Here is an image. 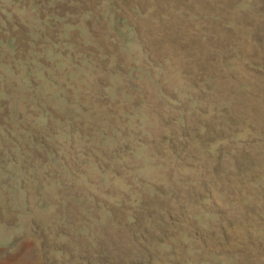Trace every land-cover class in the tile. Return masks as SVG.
Returning a JSON list of instances; mask_svg holds the SVG:
<instances>
[{
    "label": "rangeland",
    "instance_id": "1",
    "mask_svg": "<svg viewBox=\"0 0 264 264\" xmlns=\"http://www.w3.org/2000/svg\"><path fill=\"white\" fill-rule=\"evenodd\" d=\"M52 258L264 264V0H0V264Z\"/></svg>",
    "mask_w": 264,
    "mask_h": 264
},
{
    "label": "water",
    "instance_id": "2",
    "mask_svg": "<svg viewBox=\"0 0 264 264\" xmlns=\"http://www.w3.org/2000/svg\"><path fill=\"white\" fill-rule=\"evenodd\" d=\"M119 60L121 61L123 59L120 57ZM28 125H30V123H28ZM32 132H34V134L32 136L33 141L34 142H41L42 143V146H41L42 149L43 150H47V146L44 143V139L54 137L55 130L51 129L50 126H49V127L44 128V129H42V128H38V129L33 128ZM31 141H32V139H31ZM42 152L43 153L41 155L39 154V156L42 158V160H45V151H42ZM34 155L37 156V154L35 152H34ZM77 193H78V191H77ZM77 193H74V195L72 197L76 198V199L79 198V195ZM73 201L74 200H70L69 199V202H67V204H65L66 206H68L67 208H70L69 205L71 206ZM66 212H67V209L64 206L62 208V210L60 211V215L63 218V220L68 217V214L65 217V213ZM78 215H79V213H78ZM78 215L76 217H74V218L71 215L70 220L68 221V223L67 222L66 223L67 224H71L73 220L77 219ZM67 224H65V221H63V224H61L60 226H57V227H52L51 229L43 228V226L40 225V232H41L42 236H44V238H46V241H44V243H45V245L48 248H52V250H57V251L60 250L62 252H64V251L71 252V250H69V249L71 248V244H72L71 240L73 239V235H72V232L69 229ZM60 233H64L70 238L66 242V244H64V245H62V244L57 242V237L60 235ZM47 238L49 239V241H48ZM52 260L56 264H65V262H63L60 259L52 258Z\"/></svg>",
    "mask_w": 264,
    "mask_h": 264
}]
</instances>
